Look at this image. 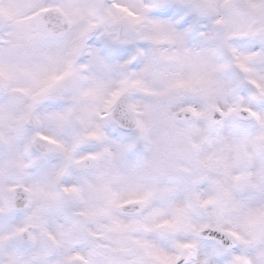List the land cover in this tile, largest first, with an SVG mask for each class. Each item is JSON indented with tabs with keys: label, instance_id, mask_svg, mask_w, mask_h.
<instances>
[{
	"label": "snow or ice",
	"instance_id": "snow-or-ice-1",
	"mask_svg": "<svg viewBox=\"0 0 264 264\" xmlns=\"http://www.w3.org/2000/svg\"><path fill=\"white\" fill-rule=\"evenodd\" d=\"M0 264H264V0H0Z\"/></svg>",
	"mask_w": 264,
	"mask_h": 264
}]
</instances>
